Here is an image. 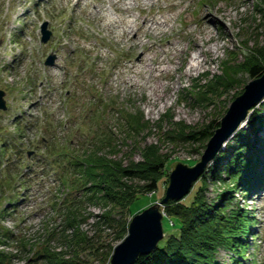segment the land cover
<instances>
[{
  "label": "rangeland",
  "instance_id": "rangeland-1",
  "mask_svg": "<svg viewBox=\"0 0 264 264\" xmlns=\"http://www.w3.org/2000/svg\"><path fill=\"white\" fill-rule=\"evenodd\" d=\"M98 1L0 0V90L5 101V108L0 109V251L11 256L9 264H49L47 251L53 250L63 261L80 251L85 264H108L111 255L103 257L104 248L117 245L115 229L98 224L105 208L75 194L70 200L76 203L70 207L59 200V166L50 162L53 158L48 152L56 151H49V146L75 151L109 136L100 146L111 147L107 156L122 160L124 166L138 161L142 150L152 144L168 156V175L178 163L193 166L200 161L207 142L205 147L183 140L174 144L167 134L199 136L225 115L234 94L251 80L246 73L237 72L235 79L240 83L219 86L211 95L205 93L209 81L222 74L226 60L243 62L244 53L255 48L264 61V18L256 11L259 0H175L186 9L178 13L173 31L160 34L155 44L158 50L162 47L167 51L168 39H173L178 55L159 65L153 74L146 71L143 75L130 68L142 57L141 43L131 46L119 29L98 22L92 12ZM101 1L111 17L120 15L109 0ZM168 5L160 0L145 5L144 12L158 14ZM202 8L223 20V25L216 22L211 26L213 39L207 44L219 48L207 54V64L187 72L195 53L192 39H200L199 26L187 24L197 21ZM133 12L138 14L136 9ZM45 25L51 35L42 42ZM51 55L55 59L49 66L45 61ZM261 64L252 62L251 70ZM164 71L161 98L154 101L149 86ZM200 96L205 100L196 101ZM137 109L144 113L149 127L132 135L121 114ZM103 112L105 117L99 118ZM258 135L264 138V125ZM257 153L264 162V155L259 150ZM211 175L210 171L205 195L214 200L222 186ZM165 180L155 193L140 196L132 207L136 211L133 215L161 200ZM126 184L143 183L127 180ZM258 189L248 195L233 193V205L244 207L258 222L246 238L244 264H264V188ZM72 211L76 219L73 227L69 223ZM132 216L125 213V218ZM163 227L168 229L166 221ZM6 233L12 238L4 237ZM81 236L104 247L92 255L86 248L77 249ZM22 239L27 241L26 247L19 243ZM231 255L229 250L220 249L218 261L228 264Z\"/></svg>",
  "mask_w": 264,
  "mask_h": 264
},
{
  "label": "trees",
  "instance_id": "trees-1",
  "mask_svg": "<svg viewBox=\"0 0 264 264\" xmlns=\"http://www.w3.org/2000/svg\"><path fill=\"white\" fill-rule=\"evenodd\" d=\"M256 11L257 15L261 14L264 18V0L257 2ZM244 56L243 62L239 63L226 60L222 64V74L216 77L217 80L209 81L205 93L211 95L215 89L226 88L231 82L240 83L235 79L237 72L246 73L250 79L261 76L264 72V61H261L260 52L254 48L249 54L244 53ZM256 61L261 62V66L251 70V63L254 64ZM242 92L243 89L235 93L232 99ZM203 98L205 97L200 96L196 101H204ZM123 113L121 119L130 134H140L149 127V122L145 120L141 110H128L124 116ZM104 117L105 113L99 118ZM263 125L264 102L252 108L245 126L239 129L230 139L232 141L227 142L218 152L212 167H209L196 181L198 182L196 188H192V192L190 191L184 199L170 200L166 203L162 221L163 226L165 221L168 224V229L164 228L166 237L159 242L154 251L139 257L135 264H225L218 261L220 249L232 253L228 264H244L241 260H246L245 249L248 243L246 238L257 226V221L245 211L244 207L233 205V193L249 194L251 190L264 186V162H260V155L257 153L259 150L264 155V138L258 135ZM218 127L219 122L215 121L199 136H196V133L192 136L190 134L184 136L181 132H170L167 136L174 144H179L177 142L183 140L189 144L199 142L205 147V142ZM107 137L109 138V136L105 138ZM105 138L98 143L81 145L75 151L70 147L55 150L52 148L55 145H51L49 151L56 152L53 154L48 152V154L53 158L50 162L59 166L57 169L61 186L59 200L64 205L68 202L70 207L76 203L70 200L75 194L77 198L80 195L81 199L84 198L93 205L105 208L101 215V223L98 224L113 227L114 240L118 243L126 236L131 220V217L125 218V213L132 216V213L136 212L132 207L140 196L158 191L163 178H166L165 183L168 184L166 163L169 160L166 154L159 152L156 144H152L142 150L138 161L132 160L124 166L122 160L107 156L111 147L100 146L103 145L101 143ZM210 171L213 181L222 186L214 200L208 199L205 195ZM127 180H137L143 184L128 185ZM112 207L116 209L115 212ZM71 213L69 223L73 227L76 219L73 211ZM4 237L10 236L6 233ZM78 241L80 244H77V249L86 248L91 255L97 253L100 246L104 247L103 244H93L85 236H81ZM19 243L24 247L27 245V241L23 239ZM113 247L105 246L103 257H109ZM47 252L49 264H85L80 251H76L66 261H63V256L58 252L55 253L54 250ZM10 258L9 254L0 251V264H9Z\"/></svg>",
  "mask_w": 264,
  "mask_h": 264
},
{
  "label": "water",
  "instance_id": "water-1",
  "mask_svg": "<svg viewBox=\"0 0 264 264\" xmlns=\"http://www.w3.org/2000/svg\"><path fill=\"white\" fill-rule=\"evenodd\" d=\"M43 27L42 41L49 38V32ZM55 57L51 55L45 61L53 65ZM0 92V109H4ZM264 98V72L261 76L251 79L243 88V92L231 102L225 115L219 121V127L208 140L204 153L193 166L178 163L169 174V184L165 194L153 205L132 216L126 236L114 246L108 264H135L139 257L150 254L165 237L163 228L162 208L170 200L180 201L190 193L194 183L207 170L222 145L233 136L235 131L244 124L251 109Z\"/></svg>",
  "mask_w": 264,
  "mask_h": 264
},
{
  "label": "bare ground",
  "instance_id": "bare-ground-1",
  "mask_svg": "<svg viewBox=\"0 0 264 264\" xmlns=\"http://www.w3.org/2000/svg\"><path fill=\"white\" fill-rule=\"evenodd\" d=\"M159 1L160 0H109L110 6H112L114 11L118 13L120 12V15L117 18H113L107 13L101 0H99L95 6V11H92L95 13L98 22L105 23L107 27H110L113 30L119 29L120 34L128 38L131 46L141 43L143 47L142 57L138 64L130 66L131 69L137 71L141 75L146 71L153 74L158 70L159 65L166 61L171 62L172 59L178 55V50L175 47L176 42L173 39H168L167 44L169 45V48L167 51L163 50L162 47L158 50L155 41L158 36L166 30L173 31L174 21L176 20L178 13L186 9V7L185 5L180 4V2H175V0H164L167 1L169 5L158 14L144 12L145 5L152 6ZM245 1L247 0H243V3ZM135 9L138 11V14H134L133 11ZM216 22H220V24L223 25V20L217 14L202 8L199 12V18L197 21L192 22V24H187L189 27L193 26V24L197 27L199 26L198 34L200 35V39H192V48L195 53L190 57L187 72L195 71L204 64H207L209 61L207 54L209 52L215 53L218 50L219 47L217 45H207L208 42L213 39L211 26L215 25ZM143 38H146L147 40L144 41ZM217 38L219 39L220 37ZM200 57H203V59L200 60ZM165 76V71L161 72L156 76L157 81L149 86L154 101L161 98L159 91L164 86L160 82V78H164ZM133 83L134 82H132V85L135 84ZM263 102L264 98L258 106ZM244 124H242L239 129H241ZM231 138H229L227 142H229Z\"/></svg>",
  "mask_w": 264,
  "mask_h": 264
}]
</instances>
